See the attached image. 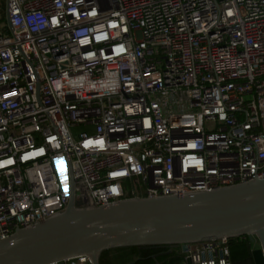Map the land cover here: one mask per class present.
I'll return each mask as SVG.
<instances>
[{
	"label": "built area",
	"instance_id": "2783aa9c",
	"mask_svg": "<svg viewBox=\"0 0 264 264\" xmlns=\"http://www.w3.org/2000/svg\"><path fill=\"white\" fill-rule=\"evenodd\" d=\"M2 1L0 239L64 210L71 173L84 207L136 177L141 196L264 177V0ZM228 239L183 264H233Z\"/></svg>",
	"mask_w": 264,
	"mask_h": 264
},
{
	"label": "water",
	"instance_id": "95a60500",
	"mask_svg": "<svg viewBox=\"0 0 264 264\" xmlns=\"http://www.w3.org/2000/svg\"><path fill=\"white\" fill-rule=\"evenodd\" d=\"M66 208L0 239V264H66L88 255L100 264L104 249L138 244H189L256 235L264 247V177L182 195L128 196L82 206L70 174Z\"/></svg>",
	"mask_w": 264,
	"mask_h": 264
},
{
	"label": "trees",
	"instance_id": "16d2710c",
	"mask_svg": "<svg viewBox=\"0 0 264 264\" xmlns=\"http://www.w3.org/2000/svg\"><path fill=\"white\" fill-rule=\"evenodd\" d=\"M233 264H252V249L248 235L229 237ZM174 244H138L104 249L100 264H172L177 261Z\"/></svg>",
	"mask_w": 264,
	"mask_h": 264
},
{
	"label": "crops",
	"instance_id": "0c3cea01",
	"mask_svg": "<svg viewBox=\"0 0 264 264\" xmlns=\"http://www.w3.org/2000/svg\"><path fill=\"white\" fill-rule=\"evenodd\" d=\"M250 242H251V249H252V264H264V247L261 240L254 235L250 237L248 235ZM171 249H174L175 253L173 256L177 258V261H172V264H183V259L186 254V249L183 248L182 244H174L171 246ZM231 249V246H230ZM257 254V257L255 256ZM232 258V255H231ZM257 258V259H256ZM76 259V258H75ZM74 262V261H73ZM71 263V259L66 261V264H88L86 262H81L80 260L76 259L74 263Z\"/></svg>",
	"mask_w": 264,
	"mask_h": 264
},
{
	"label": "rangeland",
	"instance_id": "374dc122",
	"mask_svg": "<svg viewBox=\"0 0 264 264\" xmlns=\"http://www.w3.org/2000/svg\"><path fill=\"white\" fill-rule=\"evenodd\" d=\"M3 6L5 7L6 5V1L3 0ZM85 126L80 124V125H77L73 128V131L75 133H78L79 131H82L84 130ZM133 188H136L137 189V192L139 195H142L144 193V186H143V182L140 178L136 177L135 179H130L128 182H126L125 184V189H126V194L127 196H132L133 195V192H132V189ZM255 256L257 257V254H255ZM257 259V258H256ZM76 259H71V263L74 261L75 262ZM73 262V263H74Z\"/></svg>",
	"mask_w": 264,
	"mask_h": 264
}]
</instances>
